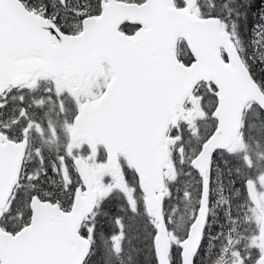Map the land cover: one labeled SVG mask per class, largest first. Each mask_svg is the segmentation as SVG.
Returning <instances> with one entry per match:
<instances>
[{
    "label": "snow or ice",
    "instance_id": "6c2138e0",
    "mask_svg": "<svg viewBox=\"0 0 264 264\" xmlns=\"http://www.w3.org/2000/svg\"><path fill=\"white\" fill-rule=\"evenodd\" d=\"M0 264H264V0H0Z\"/></svg>",
    "mask_w": 264,
    "mask_h": 264
}]
</instances>
